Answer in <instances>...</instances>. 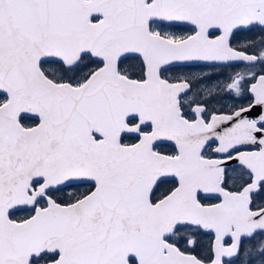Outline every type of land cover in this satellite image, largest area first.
<instances>
[{
	"label": "snow or ice",
	"instance_id": "obj_1",
	"mask_svg": "<svg viewBox=\"0 0 264 264\" xmlns=\"http://www.w3.org/2000/svg\"><path fill=\"white\" fill-rule=\"evenodd\" d=\"M0 264H264V0H0Z\"/></svg>",
	"mask_w": 264,
	"mask_h": 264
},
{
	"label": "flooded vegetation",
	"instance_id": "obj_2",
	"mask_svg": "<svg viewBox=\"0 0 264 264\" xmlns=\"http://www.w3.org/2000/svg\"><path fill=\"white\" fill-rule=\"evenodd\" d=\"M229 243H230V241H229ZM246 243H247V241H246Z\"/></svg>",
	"mask_w": 264,
	"mask_h": 264
},
{
	"label": "rangeland",
	"instance_id": "obj_3",
	"mask_svg": "<svg viewBox=\"0 0 264 264\" xmlns=\"http://www.w3.org/2000/svg\"><path fill=\"white\" fill-rule=\"evenodd\" d=\"M253 243H255V242H253Z\"/></svg>",
	"mask_w": 264,
	"mask_h": 264
}]
</instances>
